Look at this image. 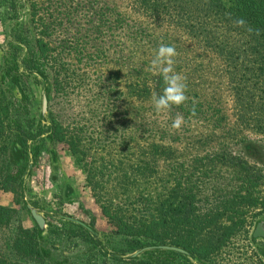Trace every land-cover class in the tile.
Returning <instances> with one entry per match:
<instances>
[{
  "label": "rangeland",
  "instance_id": "374dc122",
  "mask_svg": "<svg viewBox=\"0 0 264 264\" xmlns=\"http://www.w3.org/2000/svg\"><path fill=\"white\" fill-rule=\"evenodd\" d=\"M30 1L36 2L31 13L26 0H20L24 7L16 13L21 36L27 41L21 50L37 56L35 39L49 43L44 63L51 87L41 113L44 93L38 77L21 76L17 86L9 80L1 82L2 54L11 52L12 23L17 19L0 0V171L14 172L16 167L8 162L4 143L22 131L34 135L36 142H27V156L19 164L23 198L0 190V205L14 211L9 224L0 225V254L15 258L9 242L17 225L34 228L26 209L29 205L42 211L46 220L40 244L49 256L25 259L23 264H132L124 258L138 248L126 244L125 236L111 234L113 227L100 205L132 214L137 207L133 199L147 195L146 183L136 178L133 189H122V184L132 175L156 170L158 177L161 173L163 195L179 182V188L191 189L204 206L211 207L220 195L235 193L251 202L239 205L238 230L202 263L176 255L153 258V264H264V133L245 115L237 116L226 62L182 30L134 11L129 0ZM104 2L109 4L111 19L115 11L124 18L120 31L111 21L107 23L110 31L98 25L97 8ZM7 14L14 21L8 22ZM162 43L175 47V66L183 77L189 72L190 77H185L191 88L187 87L188 95L193 91L201 95L202 114L193 115L200 105L198 98H193L198 105L192 108L183 103L182 108L173 105L169 111L157 112L153 96L161 92L147 90L137 96L134 84L141 76L153 87L158 74L151 69V60ZM98 50L103 55H96ZM177 114L185 119L179 130L171 127ZM50 115L76 134L80 153L47 139ZM63 217L95 231L106 252L79 224ZM256 228L261 233L253 235ZM115 253L126 255L119 258Z\"/></svg>",
  "mask_w": 264,
  "mask_h": 264
},
{
  "label": "trees",
  "instance_id": "16d2710c",
  "mask_svg": "<svg viewBox=\"0 0 264 264\" xmlns=\"http://www.w3.org/2000/svg\"><path fill=\"white\" fill-rule=\"evenodd\" d=\"M4 1L7 3V9L17 20L12 23L13 42L9 41L11 52L4 51L2 54L1 82L9 80L17 86L21 76H31L34 80H37L38 77L43 85V93L47 97L51 85L44 60L46 50L51 49L49 43L42 39H35L38 55L28 56L30 54L23 52L21 49L27 41L21 36V21L18 20L16 13L24 5L20 0ZM26 1L29 2L27 11L30 10L31 13L36 2ZM129 5L134 11L151 18L158 24L166 23L182 30L191 40L203 42L209 50L219 55L226 62L233 100L238 106L235 109L237 116L242 118V114L245 115L254 128L264 133V0H129ZM108 6L109 4L104 2L100 9L97 8V23L110 31L111 28L107 23L111 21L117 24L118 31H120L124 18L118 11H115L116 17L111 19L112 13ZM12 15H5L8 22L14 21ZM237 21H243V23L238 25ZM130 37L134 38L132 35ZM95 54L103 55V52L98 50ZM19 65L22 70H19ZM177 68L180 67L175 66V71L178 73ZM186 76L190 77L188 71L185 72ZM154 80L151 89L147 85V78L141 76L134 84L137 96H140V92L143 95L147 90L149 94L152 90L162 93L165 87L162 76L158 74ZM185 82L191 89L190 84ZM145 83L147 89H145ZM188 93L187 90L188 99L185 104L191 105V108L193 105L200 104L193 111V115L202 114V109L205 106L201 95L196 91H193L192 95H188ZM21 96L24 97L22 93ZM149 98L152 97L149 96ZM193 98H198L199 103H194ZM176 107L182 108L181 105ZM2 110L6 116L7 106H3ZM187 111L192 113L189 108ZM40 116L42 117V115ZM40 116L39 118H41ZM45 130L47 139L61 141L67 144L70 152L80 153L76 134L65 129L55 116L50 115ZM22 132L8 144L4 143V154H6L8 162L16 165L14 172L7 169L0 171V190L18 194L21 198L24 196L22 191L24 178L19 179L21 171L19 164L27 156V142L31 140L35 142L34 135L28 131ZM35 153L36 145L30 154L34 155ZM150 154L153 155L154 151L151 150ZM158 158L159 154L155 160ZM156 173V170H152L138 177L132 175L130 181L122 184L124 186L122 189H133L136 178H142L146 183L144 193L147 195L133 199L137 207L133 209L132 214H127L116 207L100 205L101 214L113 227L111 234L125 236L126 244H129L133 249L138 248L136 250L150 246H174L194 257L198 263H202L238 230L242 223L239 215L235 216L239 205L244 202L246 204L247 201L251 202V199L237 193L225 194L217 197L211 207L206 204L204 206L198 204L201 198L197 197L191 189L183 191V187L179 188V182H175L167 194L163 195L160 183L161 173L159 172L160 177ZM67 196H69L68 193ZM240 208L242 207L240 206ZM13 213L12 208L0 205V225L7 226ZM79 227L90 234L81 225ZM40 241H42V235L36 225L32 229L17 225L9 242V248L15 258L8 259L0 254V264H23L22 260L25 259L41 260L48 257V251L40 244ZM93 241L101 252H106L100 239L96 240L93 237ZM124 255L126 254L115 253V256L119 258ZM176 255L188 259L178 252L162 249L143 250L137 256H127L124 259L129 260L132 264H153V258L161 256L170 258Z\"/></svg>",
  "mask_w": 264,
  "mask_h": 264
},
{
  "label": "clouds",
  "instance_id": "9594fccd",
  "mask_svg": "<svg viewBox=\"0 0 264 264\" xmlns=\"http://www.w3.org/2000/svg\"><path fill=\"white\" fill-rule=\"evenodd\" d=\"M243 21H237L242 24ZM257 34H259L257 32ZM177 51L174 46L160 44L151 60V69L161 75L165 84L162 94L153 96V106L157 112L169 111L173 105L179 106L188 99L186 96V78L175 71V57ZM185 122L181 114H177L173 119L171 127L179 130Z\"/></svg>",
  "mask_w": 264,
  "mask_h": 264
},
{
  "label": "water",
  "instance_id": "95a60500",
  "mask_svg": "<svg viewBox=\"0 0 264 264\" xmlns=\"http://www.w3.org/2000/svg\"><path fill=\"white\" fill-rule=\"evenodd\" d=\"M45 106H46V101H45V96L42 95L41 97V113H44L45 111ZM26 209L29 212V215L31 216V218L33 219L35 225L37 226V228L40 230V234H43L45 231V225H46V220L43 217V213L42 211L33 208L29 205L26 206ZM64 219H67L69 221H74L75 223L81 225L82 227H84L96 240H98V234L93 231L92 229H90L89 227L85 226L83 223L76 221L74 219H71L69 217H63ZM258 228H256L253 231V235H256V230ZM147 249H162V250H172L175 252H178L180 254H183L184 256H186L187 258H191L192 260L195 261V258L190 256L188 253H186L184 250L174 247V246H169V245H160V246H150V247H143L141 249H139L138 251L127 255V256H137L139 253H141L143 250H147Z\"/></svg>",
  "mask_w": 264,
  "mask_h": 264
},
{
  "label": "flooded vegetation",
  "instance_id": "af4514ba",
  "mask_svg": "<svg viewBox=\"0 0 264 264\" xmlns=\"http://www.w3.org/2000/svg\"><path fill=\"white\" fill-rule=\"evenodd\" d=\"M261 233V230L260 229H257L256 230V234H260Z\"/></svg>",
  "mask_w": 264,
  "mask_h": 264
}]
</instances>
